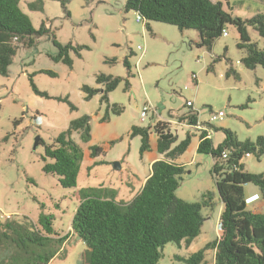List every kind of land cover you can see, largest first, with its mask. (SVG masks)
Returning <instances> with one entry per match:
<instances>
[{"label": "rangeland", "instance_id": "obj_1", "mask_svg": "<svg viewBox=\"0 0 264 264\" xmlns=\"http://www.w3.org/2000/svg\"><path fill=\"white\" fill-rule=\"evenodd\" d=\"M210 1L220 2L224 11L243 20L264 14V0ZM34 2L20 0L19 7L35 29L44 25L49 34L34 37L31 47L18 44L8 75H0L1 222L8 220L1 216L8 215L11 221L38 227L36 220L44 211L53 216L54 229L64 235L79 204L81 190L111 189L116 192V199L117 188L126 187L128 196L136 194L137 185L146 174L144 161L149 152L139 154L140 138H131L130 128L148 127L156 118L173 120L164 123L174 130L180 123L187 125L183 118L188 113H197L199 122L208 127L215 147L224 138L221 128L232 132L240 142L264 137V70L259 65L254 69L243 66L241 59L246 50L236 47L240 40L234 26L227 25V36L219 37L207 50L197 46L199 36L195 30L179 31L159 22L136 23L135 12L124 11L125 0H67L66 10L55 0H40L34 10L30 9L28 5ZM247 32L251 43L264 50V40L257 31L247 27ZM53 37L61 45L86 47L80 51V57L69 53L71 68L51 59L57 52ZM137 46L144 49L138 63L141 51ZM125 57L129 70L123 66ZM40 70L51 71L55 76ZM229 70L232 73L227 76ZM29 74H34V85L50 99L33 92ZM101 74L121 79L108 94L109 109L104 121L107 105L99 102L101 93L85 100L81 91L83 85L101 89L95 82ZM56 98H67L75 110L71 111L67 103ZM186 101L193 106L187 108ZM146 104L155 113L150 111L141 121L139 113ZM113 106L122 112L115 115L111 111ZM218 112H223L224 117L209 122L210 115ZM82 116L89 118L90 140L84 143L79 133L72 134L83 152L82 166L76 187L62 188L55 175L42 171L43 145L34 148L35 139L39 137L51 144L72 120ZM175 129L178 137L175 145L188 131L193 136L186 151L175 161L184 166L176 197L185 202H200L209 193L212 201L210 207L201 209L204 221L199 235L188 247L183 242L180 246L166 244L158 264H183L175 257H187L219 237L222 204L211 173L213 158L196 152L200 130ZM150 141L151 144L155 141L153 133ZM91 146L101 149L95 158L89 156ZM241 162L246 172L264 176V154L244 156ZM249 189L256 193L246 198L248 204L249 198L254 201L260 197L255 186L248 184L245 191ZM257 203L247 209L262 212L261 207H253ZM86 251V245L74 236L64 243L60 256L48 264H86ZM213 256V250H206L202 264H213Z\"/></svg>", "mask_w": 264, "mask_h": 264}, {"label": "trees", "instance_id": "obj_2", "mask_svg": "<svg viewBox=\"0 0 264 264\" xmlns=\"http://www.w3.org/2000/svg\"><path fill=\"white\" fill-rule=\"evenodd\" d=\"M20 0H0V75H8V67L16 54L18 44L26 47L34 45V37L49 34V29L41 25L35 29L29 17L19 7ZM59 1L66 10L67 0ZM227 2L228 0H224ZM40 0L28 5L35 9ZM124 11L139 13L147 22H159L177 28L179 31L195 30L199 36L198 47L211 50L215 40L221 37L227 25L236 28L240 42L238 49H245L246 56L241 59L243 66L254 69L257 65L264 70V50L257 49L251 43L247 27H252L264 40V14L258 13L249 19L233 17L222 8L220 2L210 0H125ZM52 43L57 52L51 59L71 68L73 61L70 52L80 57L84 46L59 44L53 37ZM123 66L129 70L127 57ZM40 73L54 77L51 71L40 70ZM232 70L227 72V76ZM34 74H29L31 89L37 95L50 99L40 92L33 83ZM121 79L111 75H98L96 84L101 89L81 87L85 100L101 93L99 102L105 103L107 118L108 94L113 92ZM126 86L128 83L126 82ZM67 103L70 110L75 107L67 98H56ZM191 108V107H190ZM115 115L122 110L111 108ZM183 120L189 126L198 123L197 113H188ZM14 124H18L17 121ZM224 138L216 147L213 146L207 131H200L196 148L198 154L210 155L213 158L211 173L215 178V187L222 204L219 216V237L207 243L202 249L187 257H175L183 264H202L205 251L213 250V264H264V213L247 209L243 187L255 186L264 202V176L248 173L241 162L246 155L260 157L264 154V137L255 141H238L234 134L226 129H219ZM90 124L87 116H82L69 123L68 128L59 133L51 144L43 145L44 162L42 171L57 177L62 188L76 187L80 164L83 158L81 147L73 141L72 134L79 133L81 142L90 140ZM154 133L156 151L163 155L151 165V171L142 188L130 201L116 199V192L103 187L87 188L79 193L77 205L70 223V230L60 235L53 227V216L41 211L37 226L6 220L0 221V264H48L57 255L60 256L64 243L70 233L79 238L87 247L86 264H158L164 246L181 242L188 247L200 233L204 218L201 209L210 207L212 198L209 193L202 196L200 202H185L176 197L180 175L184 166L175 162L191 142V135L186 133L183 140L176 143L168 124L156 122L153 126L130 128L129 136L140 138L139 154L150 150L149 137ZM89 156L97 157L101 149L89 147ZM226 158H223V153ZM50 160V162H47ZM43 210V204L40 205Z\"/></svg>", "mask_w": 264, "mask_h": 264}, {"label": "crops", "instance_id": "obj_3", "mask_svg": "<svg viewBox=\"0 0 264 264\" xmlns=\"http://www.w3.org/2000/svg\"><path fill=\"white\" fill-rule=\"evenodd\" d=\"M163 120H165L166 122H170V121H173V120H170V119H163ZM157 121H162V120H160V119H158V118H156L155 120H154V122L150 125V126H153V125H155L156 124V122ZM165 121H162V122H165ZM198 122H199V120H198ZM169 127H168V129H169V131L173 134V135H175L176 137H177V133H176V129L175 128H185V129H188V128H190V127H188V125H186V124H183V123H180V126H177V127H175L174 128V130H172V125H168ZM201 131V130H200ZM200 131H199V133H200ZM188 134H190L191 135V132H187ZM152 134V133H151ZM151 134H150V137H151ZM154 134V133H153ZM207 137L208 138H210L211 136H210V134H209V131H207ZM155 135V134H154ZM192 136V135H191ZM150 137H149V143H150V150L148 151L149 152V155L147 156V158H146V161H144V166L146 167V174H145V176H143L142 177V180H141V182H140V184H138L137 185V192H136V194H138V192L140 191V189L142 188V186H143V184H144V182H145V180L148 178V176L150 175V171H151V165H152V163L153 162H155L156 160H159V159H162L163 158V155H160V154H158L157 153V151H156V139H157V136L155 135V141H154V143L153 144H151V141H150ZM193 137V136H192ZM177 139H178V137H177ZM198 142H199V139H198V141H197V144H196V147L195 148H197V145H198ZM190 145V144H189ZM154 152V153H153ZM146 153V152H145ZM144 154V153H143ZM176 161V160H175ZM180 165H183V164H180ZM81 166H82V164H80V170H81ZM90 169V167L87 169V170H89ZM80 170H79V173H80ZM247 187V185H245L244 187H243V190H244V196H245V199L246 198H248V197H250V196H252V195H254L256 192H252L250 189L248 190V192H246L245 191V188ZM120 189V190H119ZM117 191H119V194H118V198H117V200L118 199H120V201H125V202H128V201H130L136 194H133L132 196L131 195H129L128 196V194H129V191L127 190V188L126 187H124V188H117ZM251 191V192H250ZM254 198H256V197H254ZM260 200V198L259 199H257V200H254V201H249V202H251L250 204H248L247 203V207L249 206V205H251V204H254V203H257L258 201ZM222 207V206H221ZM253 207H261L262 209H263V211L262 212H258V213H264V202L263 201H261L260 203H257V204H255ZM222 209V208H221ZM252 212H255L254 210H251ZM69 230H70V225H69ZM69 230L67 231V232H69ZM66 232V233H67ZM75 235H72V233H70L69 234V236H68V239L67 240H70V239H72L73 237H74ZM59 257V255H57L55 258H58ZM54 258V259H55ZM53 259V260H54Z\"/></svg>", "mask_w": 264, "mask_h": 264}, {"label": "built area", "instance_id": "obj_4", "mask_svg": "<svg viewBox=\"0 0 264 264\" xmlns=\"http://www.w3.org/2000/svg\"><path fill=\"white\" fill-rule=\"evenodd\" d=\"M135 21L136 23H142L144 24L145 22V19L139 14V13H135ZM222 36H227V32L225 31V29L222 30V33H221ZM137 50L141 51V54H140V57L137 61V63L139 62L140 58L142 57L143 53H144V49L140 46H137ZM185 106L187 108H190L193 106V104L189 101H186L185 102ZM152 111V113L154 114L155 113V110L150 106V105H143L141 107V110H140V113H139V116H140V120L141 121H144L147 117V114ZM224 117V114L223 112H218V113H215V114H211L210 115V118H209V122H213V121H217V120H221L222 118ZM188 127H195L196 129L198 130H201V131H209L208 127L203 125L202 123L198 122L196 126H189ZM223 158H226V153L224 152L223 154ZM247 156V155H246ZM246 203H248L247 199L245 200ZM249 201H250V198H249ZM251 203V202H249ZM1 218H4V219H9V216H1Z\"/></svg>", "mask_w": 264, "mask_h": 264}, {"label": "water", "instance_id": "obj_5", "mask_svg": "<svg viewBox=\"0 0 264 264\" xmlns=\"http://www.w3.org/2000/svg\"><path fill=\"white\" fill-rule=\"evenodd\" d=\"M39 140H40V138L39 137H37L36 139H35V143H34V148L38 145V143H39Z\"/></svg>", "mask_w": 264, "mask_h": 264}, {"label": "clouds", "instance_id": "obj_6", "mask_svg": "<svg viewBox=\"0 0 264 264\" xmlns=\"http://www.w3.org/2000/svg\"><path fill=\"white\" fill-rule=\"evenodd\" d=\"M246 200V199H245ZM246 202V201H245Z\"/></svg>", "mask_w": 264, "mask_h": 264}]
</instances>
